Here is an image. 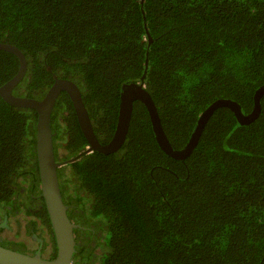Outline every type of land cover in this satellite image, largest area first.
<instances>
[{
    "label": "trees",
    "instance_id": "16d2710c",
    "mask_svg": "<svg viewBox=\"0 0 264 264\" xmlns=\"http://www.w3.org/2000/svg\"><path fill=\"white\" fill-rule=\"evenodd\" d=\"M140 1L0 0V42L18 47L27 65L13 95L22 89V97L41 99L50 73L73 81L104 144L98 132L112 137L121 86L139 80L148 52L146 90L173 149L216 100L252 111L264 85V0ZM17 70L16 57L0 51V86ZM260 104L247 127L217 109L191 155L176 161L161 152L145 107L134 102L118 151L83 154L58 169L69 219L88 228L74 229L75 264H264V96ZM35 126V111L0 97V218L36 216L49 228ZM51 128L57 162L58 148L67 161L87 146L66 93Z\"/></svg>",
    "mask_w": 264,
    "mask_h": 264
},
{
    "label": "water",
    "instance_id": "95a60500",
    "mask_svg": "<svg viewBox=\"0 0 264 264\" xmlns=\"http://www.w3.org/2000/svg\"><path fill=\"white\" fill-rule=\"evenodd\" d=\"M143 1L141 0L140 3L142 4ZM145 32L150 44L149 34L147 30ZM0 51L14 55L18 61L17 73L0 86V97L12 107L29 109L36 113L35 154L40 182V196L46 208L56 247L55 257L47 259L41 257L39 253L29 255L0 246V264H72L75 248L74 229L79 228V226L72 223L67 215V207L60 191L58 169L67 163L74 162L76 157L63 163L56 161L51 128L52 111L61 93L67 94L79 128L87 142L86 148L79 156L90 153L110 155L118 151L126 140L133 115L134 102H140L145 107L155 141L161 152L176 161H183L191 155L200 140L206 124L217 109H229L234 115L238 127L251 125L257 120L261 112L260 101L264 96V85L255 92L253 108L248 114H243L241 106L234 101L226 99L216 100L199 115L186 144L181 149H173L162 127L154 101L146 90L145 78L148 72V52H146L144 69L139 80L121 86L115 129L110 141L102 144L94 132L81 92L73 81L55 79L44 96L39 100L15 96L13 95V90L23 80L26 73L25 55L15 45L3 42H0Z\"/></svg>",
    "mask_w": 264,
    "mask_h": 264
},
{
    "label": "rangeland",
    "instance_id": "374dc122",
    "mask_svg": "<svg viewBox=\"0 0 264 264\" xmlns=\"http://www.w3.org/2000/svg\"><path fill=\"white\" fill-rule=\"evenodd\" d=\"M58 157L62 158L65 155V150L60 149L58 152ZM32 218L25 217V215H17V217L11 218L9 223L3 230H0V238L7 241L21 242L25 245V249L28 252H34L37 250L39 238L45 242L44 252L42 256L48 258L50 256L51 250L49 245V240L47 238L46 232L43 231L41 227H37L38 231L35 235L27 234L26 223ZM37 238V239H36Z\"/></svg>",
    "mask_w": 264,
    "mask_h": 264
},
{
    "label": "flooded vegetation",
    "instance_id": "af4514ba",
    "mask_svg": "<svg viewBox=\"0 0 264 264\" xmlns=\"http://www.w3.org/2000/svg\"><path fill=\"white\" fill-rule=\"evenodd\" d=\"M52 76L51 77H53L54 76V81H55V75L53 74V73H50ZM53 81V82H54ZM53 84V83H52ZM51 84V85H52ZM18 96H20V97H22L21 95L23 94V92H22V89H20L18 92ZM87 110V109H86ZM65 114V113H64ZM90 117V116H89ZM103 119V118H102ZM91 120V119H90ZM91 123H92V121H91ZM92 126H93V124H92ZM94 127V126H93ZM94 129V128H93ZM97 130H98V128H97ZM102 130H106V127H105V125L104 124H102ZM98 135L101 137V140H103L104 142H109V140H110V138H111V136L108 134H106L105 135V133L103 132V131H99L98 132ZM99 140V139H98ZM101 143V142H100ZM105 143V144H106ZM60 144L63 146V144L60 142ZM59 150H60V148H58ZM57 149V151H59ZM55 150V149H54ZM83 151L84 150H82L79 154H82L83 153ZM56 152V151H55ZM79 154L77 155V157L76 158H78V156H79ZM91 154V153H90ZM58 160H60L59 162L60 163H63V162H67V161H69V160H67V161H61V158H59L58 157ZM39 197V196H38ZM38 197H36V196H31L30 198H28V201H34L33 203H32V206H33V210H32V212H33V214H34V212H35V214H39L40 212H41V208H42V205H41V202L40 201H38ZM41 197V196H40ZM42 198V197H41ZM43 200V199H42ZM44 203V202H43ZM74 206H75V212L76 213H78L79 211L77 210V205H75L74 204ZM69 207H72V205L70 204L69 205ZM7 209H11V207H7ZM12 217H10V218H8V217H4L3 219H1L0 218V229L2 228V224H4L5 226H6V224L9 222V220L11 219ZM29 221H32V222H30V223H35V224H33L34 225V227H30L29 225H27V231L29 232V230H36V232H37V227H41L42 229H43V231L44 232H46V235H47V238H48V240H49V245H50V250H51V253H50V256L47 258V259H53L54 257H55V255H56V247H55V243H54V241L52 240V233H51V230L45 225V224H41V221L39 222L38 220H37V217L35 216V218H32L31 220H29ZM28 221V222H29ZM37 221V222H36ZM32 225V226H33ZM4 226V227H5ZM78 226V225H77ZM81 230H87L88 228H83V227H79ZM77 229V228H76ZM82 237H84V236H82ZM81 237V238H82ZM37 239V238H36ZM83 239V238H82ZM3 239H1L0 238V242H3L2 241ZM13 242H15V241H13ZM37 242H38V247H37V250L36 251H34V252H28V251H26V249L24 248V249H21V251H22V253H26V254H29V255H36V254H40V256L41 257H43L42 256V254H43V252H44V247H45V242L43 241V240H41L40 238H39V240H37ZM21 243V242H20ZM22 245H24L23 243H22ZM4 247H6V246H4ZM24 247H25V245H24ZM54 255V257L53 258H51L52 256ZM44 258V257H43ZM93 261V259H92V257H90V262H92ZM72 264H75V262H74V260H72ZM96 264V263H95Z\"/></svg>",
    "mask_w": 264,
    "mask_h": 264
},
{
    "label": "clouds",
    "instance_id": "9594fccd",
    "mask_svg": "<svg viewBox=\"0 0 264 264\" xmlns=\"http://www.w3.org/2000/svg\"><path fill=\"white\" fill-rule=\"evenodd\" d=\"M88 113V112H87ZM111 139V138H110ZM110 141V140H109ZM105 144V143H104ZM86 148V147H85ZM54 240V239H53Z\"/></svg>",
    "mask_w": 264,
    "mask_h": 264
}]
</instances>
